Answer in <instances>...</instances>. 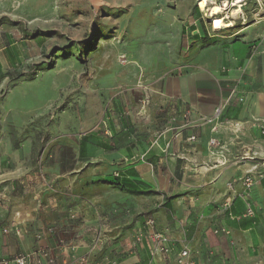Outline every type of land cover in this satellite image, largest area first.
I'll use <instances>...</instances> for the list:
<instances>
[{"label": "crops", "instance_id": "crops-1", "mask_svg": "<svg viewBox=\"0 0 264 264\" xmlns=\"http://www.w3.org/2000/svg\"><path fill=\"white\" fill-rule=\"evenodd\" d=\"M262 1L249 23L213 21L151 63L120 66L86 130L62 128L45 149L0 136V261L43 250L32 264H176L187 248L195 264H264ZM14 47L0 45V75ZM227 100L220 123L202 122ZM150 220L169 240L164 262L150 253Z\"/></svg>", "mask_w": 264, "mask_h": 264}, {"label": "rangeland", "instance_id": "rangeland-1", "mask_svg": "<svg viewBox=\"0 0 264 264\" xmlns=\"http://www.w3.org/2000/svg\"><path fill=\"white\" fill-rule=\"evenodd\" d=\"M238 1L210 0L209 7L222 8L210 22L206 0H0V45L15 43L2 56L1 138L19 146L31 137L45 149L62 128L78 122L86 130L88 107H103L105 85L120 66L151 63L152 55L172 51L193 29L214 31L212 22H227ZM262 4L245 0L234 27L257 17ZM197 13L204 20L191 26Z\"/></svg>", "mask_w": 264, "mask_h": 264}, {"label": "built area", "instance_id": "built-area-1", "mask_svg": "<svg viewBox=\"0 0 264 264\" xmlns=\"http://www.w3.org/2000/svg\"><path fill=\"white\" fill-rule=\"evenodd\" d=\"M239 4L242 5V3L245 2V0H239ZM237 2V3H238ZM231 96H238V101L240 103L244 102V96L238 95V88L234 87L231 91ZM229 100L221 103L214 111L213 115L211 117H207L202 119V122L205 124H217L220 123L223 119L224 112L227 108ZM141 110H145L149 106V99L145 97L141 101ZM256 125L261 130L262 135L264 136V121H257ZM215 141H211L212 144H214ZM243 183L247 189H251L254 186V178L252 176H248L243 179ZM248 216L254 215V211L252 208L248 209L247 212ZM148 226L151 229V232L149 234V240L151 242V250L150 253L152 257L156 258L159 262H164L165 257L170 253V247L168 246V238L157 231L154 230V221L150 220L148 222ZM14 233L16 235L21 234L20 229V223L17 221H14ZM9 229H4V232L7 233ZM224 233L225 235H229L230 232L227 229H221L215 231L216 234L218 233ZM74 249V248H73ZM48 253L43 250H39L37 252H30L25 254H20L15 258L12 259H3L0 261V264H32L36 261H39L42 257H47ZM176 264H195L194 260L191 256V251L187 248H184L180 251V253L177 256Z\"/></svg>", "mask_w": 264, "mask_h": 264}, {"label": "bare ground", "instance_id": "bare-ground-1", "mask_svg": "<svg viewBox=\"0 0 264 264\" xmlns=\"http://www.w3.org/2000/svg\"><path fill=\"white\" fill-rule=\"evenodd\" d=\"M228 2V1H226ZM209 4H210V0H206V6H207V9H206V16H208L210 18V22L212 21V16L213 15H219L221 12H222V8L217 5V6H210L209 7ZM235 8L234 10H232V12H229L227 14V16L225 17L226 19H228L229 22H232L233 23V19H236L237 16L239 15L240 13V9H238L239 7L241 8L242 5L238 3H234L233 5ZM242 10V9H241ZM241 14V13H240ZM235 22V21H234ZM215 28L216 29H222V25L220 23L218 24H215Z\"/></svg>", "mask_w": 264, "mask_h": 264}, {"label": "trees", "instance_id": "trees-1", "mask_svg": "<svg viewBox=\"0 0 264 264\" xmlns=\"http://www.w3.org/2000/svg\"><path fill=\"white\" fill-rule=\"evenodd\" d=\"M49 34V36H54V35H56V33L55 32H50V33H48ZM93 50V49H92ZM79 60L80 61H82L84 64H85V60L83 59V58H81V57H79ZM7 75H6V73H1V75H0V78H4V77H6Z\"/></svg>", "mask_w": 264, "mask_h": 264}]
</instances>
